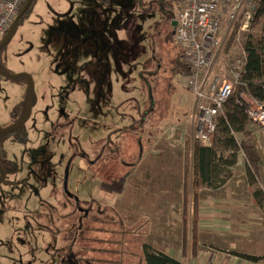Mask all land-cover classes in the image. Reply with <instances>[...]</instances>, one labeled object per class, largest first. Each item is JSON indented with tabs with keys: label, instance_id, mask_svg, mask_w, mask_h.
<instances>
[{
	"label": "rangeland",
	"instance_id": "374dc122",
	"mask_svg": "<svg viewBox=\"0 0 264 264\" xmlns=\"http://www.w3.org/2000/svg\"><path fill=\"white\" fill-rule=\"evenodd\" d=\"M160 2L34 0L0 49L3 72L27 74L32 80L29 119L2 138L5 159L18 171L0 184V264L30 263L33 255L34 264H137L142 243L153 252L166 249L180 256L195 111L192 95L179 88V76L169 73L179 48L173 41V19ZM126 20L132 21L131 38L139 45L131 47L134 57ZM247 33L237 29L226 38L214 70L220 78L228 62L243 57ZM25 88L22 76L0 77V128L13 124ZM147 90L160 104L155 113L159 122L146 121L137 157L136 136L126 126L145 108ZM231 129L236 146L224 156L230 160L233 153L235 163L222 166L214 184L223 179L247 184L264 199V129L246 117L241 130ZM68 161L67 191L88 215L77 222L73 203L65 200L60 247H67L69 233L77 234L75 247L72 239V250L59 248L57 255L58 237L45 223V204L59 195L56 188ZM215 186L200 190L201 197L216 195ZM186 189L190 195L191 186ZM243 211L249 218L255 215L245 206ZM113 231H130L133 237L119 249ZM234 242L244 252L256 246L250 239Z\"/></svg>",
	"mask_w": 264,
	"mask_h": 264
},
{
	"label": "built area",
	"instance_id": "2783aa9c",
	"mask_svg": "<svg viewBox=\"0 0 264 264\" xmlns=\"http://www.w3.org/2000/svg\"><path fill=\"white\" fill-rule=\"evenodd\" d=\"M25 1L0 0V38L9 30ZM169 1L176 23L173 41L179 48L181 62L189 69L179 75L178 85L194 101V140L211 146L217 119L232 99L250 122L264 129V84L260 87L262 99L250 94L244 80V55L226 64L222 78L214 72L222 46L236 23L238 31L248 30L254 0Z\"/></svg>",
	"mask_w": 264,
	"mask_h": 264
},
{
	"label": "trees",
	"instance_id": "16d2710c",
	"mask_svg": "<svg viewBox=\"0 0 264 264\" xmlns=\"http://www.w3.org/2000/svg\"><path fill=\"white\" fill-rule=\"evenodd\" d=\"M34 1V0H33ZM255 2V10L251 15V21L248 27V33L243 37V52H244V80L247 83L248 91L253 97L258 99H262V90L261 85L264 84V0H254ZM161 9H168L169 15L168 19L172 20L174 10L173 6L169 0H161L160 2ZM31 7V6H30ZM29 7V8H30ZM28 8V10H29ZM19 19V22L26 16V13ZM239 27V23H236L233 36L236 30ZM174 28H172V33ZM7 33V32H6ZM5 33V34H6ZM5 34L0 38V41L5 36ZM3 46L0 47V49ZM1 70V69H0ZM189 72L188 67H186L180 60V51L177 52L174 65L170 69V74L172 76H179L180 74ZM152 94L147 90V104L143 110H138V117L132 118L130 124L126 127L129 128L130 135L136 136V143L134 142V147L136 151V155L138 157V152L142 148V133L143 128L146 124V121L150 124H158L159 119H157V108L160 106L159 102H156L154 98L151 97ZM225 112V113H224ZM25 113V102L24 97L15 105L14 115L16 118L14 119L15 123ZM245 116L242 112V109L235 104V99H232L227 103L224 108L223 113L217 119L216 124V133L211 139V146H203L198 142L192 145V168H191V179L190 182L184 184L185 194H184V203H183V214L181 216L182 221V234H181V257L183 260L188 258L193 260L197 256V248L199 245L198 239V208L200 203V190L204 188H210L211 186H215L214 182L219 178L222 166H234L235 163V155L231 153L230 160H227L224 156L227 152H233V149L236 146V140L234 134L232 133L231 126H235L237 130H241L244 124ZM154 126V125H153ZM125 129V128H124ZM16 131V130H15ZM15 131L2 133L0 134V165L4 166V163L7 162L5 159L4 151L2 149V138L4 136L12 135ZM122 132V128H121ZM117 133H120L119 131ZM127 144V143H125ZM108 145V144H107ZM134 150V148H133ZM137 158H133L132 160H136ZM134 162V161H133ZM124 163L123 165L132 166L134 163ZM246 174L250 178L251 172L246 168ZM4 180V182H6ZM250 182H253V179H250ZM225 180H221L219 185H216L215 188L223 185ZM188 185L191 186L192 192L188 195ZM249 192L251 194V201L254 205L259 208H262L264 211V199L262 193L260 191H255L249 186ZM76 217V221L78 222V213ZM106 220V219H105ZM80 222V221H79ZM76 228L79 230L82 228V225L77 223ZM80 231V230H79ZM76 232V231H75ZM119 235V238L114 242L118 245L119 249L121 247L125 248V245L128 240L132 239V234L130 231H113ZM77 233H69L67 237L68 245L66 248H62L59 246L57 242V251L55 254L59 255V248L62 250L71 251L73 247H75V238ZM72 236V237H71ZM56 239V238H55ZM72 248H71V242ZM66 246V245H65ZM54 254V255H55ZM68 256L70 255L67 253ZM235 256L249 261V262H257L259 260L258 257L250 256L247 254L234 253ZM34 257V255H33ZM137 264H186L183 260L178 261L170 256H168L163 250H153L146 244H140L137 247V255H136Z\"/></svg>",
	"mask_w": 264,
	"mask_h": 264
},
{
	"label": "crops",
	"instance_id": "0c3cea01",
	"mask_svg": "<svg viewBox=\"0 0 264 264\" xmlns=\"http://www.w3.org/2000/svg\"><path fill=\"white\" fill-rule=\"evenodd\" d=\"M129 20H126L127 45L130 54L134 57L131 47L134 49L139 45L131 38L134 30L132 21ZM202 191L207 192L208 189L204 188ZM201 192L198 208L199 245L196 258L183 260L181 252L177 257L167 254L166 249L160 250L178 261L183 260L186 264H264V211L251 201L249 186L225 183L216 188V195L207 194L205 198L201 197ZM244 206L250 208L251 213L255 211V215L249 218L248 212L243 211ZM247 223H250V227L242 226ZM247 239L256 245L254 250L251 252L238 250L234 241L239 240L242 243ZM234 253L258 257L259 260L249 262L235 256Z\"/></svg>",
	"mask_w": 264,
	"mask_h": 264
},
{
	"label": "water",
	"instance_id": "95a60500",
	"mask_svg": "<svg viewBox=\"0 0 264 264\" xmlns=\"http://www.w3.org/2000/svg\"><path fill=\"white\" fill-rule=\"evenodd\" d=\"M32 2H33V0H26L25 3L22 5L21 9L19 10V13L17 14L16 18L14 19L13 23L11 24L9 30L7 31L5 36L0 41V47L5 45L13 37V35L15 34V32L17 30L19 19L28 10V8L31 6ZM170 24H171L172 28H174L176 25L175 21H171ZM20 76L24 77L26 80V88H25V92H24L25 113L21 117V119H19L17 122L11 124L10 126L0 128V134L12 132V131L19 129L20 127H22L27 122V120L29 119V117L31 115L30 95H31V88H32V80H31L30 76L27 74L9 75V74H6L5 72H3L2 70H0V77L5 78V79H15V78H18ZM69 164H70V162L68 161L66 168H65V171H64V177H63V189L66 192L67 197L71 196V194L67 191V187H66ZM5 175H6L5 171L0 165V184H2V182L4 181ZM74 200H75L76 204L79 203V200L77 197H74ZM85 215H86V211H85Z\"/></svg>",
	"mask_w": 264,
	"mask_h": 264
},
{
	"label": "flooded vegetation",
	"instance_id": "af4514ba",
	"mask_svg": "<svg viewBox=\"0 0 264 264\" xmlns=\"http://www.w3.org/2000/svg\"><path fill=\"white\" fill-rule=\"evenodd\" d=\"M2 168L4 169L5 174H6L4 180L8 178V175L11 174L10 172L15 174L18 171L16 164L13 163L12 161H7L6 163H4V166ZM56 191H58V194H59V195H54L56 199L55 200L53 199L52 203L49 205L45 204L46 210H48L47 213L45 214L46 215L45 223L49 225L51 224L52 226L51 232L53 233V236L55 238L58 237V244L60 246L61 241H62L61 240L62 238L60 239V235L64 234L63 227H64V220H65V210L63 207H65L64 206L65 200H68L69 202L73 203V208H74L73 212L78 213L79 215L77 219L78 222L80 221L81 217H87L88 211L86 209L85 210L82 209V207L80 206V201L77 204L75 203L74 197H76V195H74V193H72L71 196L67 197L66 192L63 189V181H62V184L56 188ZM85 211H86V215H85ZM55 223H58V227L55 226ZM32 259L33 260L30 263H24V264H34V262L36 261L35 260L36 258L32 257Z\"/></svg>",
	"mask_w": 264,
	"mask_h": 264
}]
</instances>
